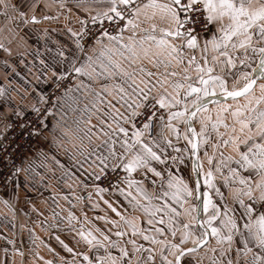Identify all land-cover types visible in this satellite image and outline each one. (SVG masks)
<instances>
[{"label":"snow or ice","instance_id":"1","mask_svg":"<svg viewBox=\"0 0 264 264\" xmlns=\"http://www.w3.org/2000/svg\"><path fill=\"white\" fill-rule=\"evenodd\" d=\"M91 3L96 6L95 13H89L88 5L78 4L77 10L82 9L80 29H68L76 50L84 53L83 61L79 62L72 53L66 54L62 46L56 49L50 62L40 59L42 74L50 72L57 88L60 81L80 76L90 80L96 76H119L123 83H115L111 89L105 85L103 90L115 92L114 99L126 109V114L112 101L102 100L100 103H106L111 111L103 112L105 119L100 120V125H93L90 118L78 119L74 126L58 121L53 132L58 131L59 137L54 139L60 146L71 145L81 168L91 161L89 167L99 169L91 174L94 184L106 177L109 169L114 173L122 170L123 177L117 176L108 189L97 190L122 196L127 202L123 204L126 210H138L146 219L125 216L118 206L105 200L120 218L110 221L118 229L114 233L117 239L103 233L100 239L91 230L82 229L78 235L84 242L83 249L74 252L64 245L69 253H74L71 264H78L76 256L81 257L79 264H200L195 254L202 247L207 248L212 238L218 245L227 243L228 247L220 248L219 257H209L210 264H222L221 258L231 252L233 244L242 245L235 249L236 264H240L241 255L243 264H264V0H91ZM0 7L6 18L25 24L40 22L34 14L38 7L36 0L15 3L0 0ZM27 9L33 10L31 16ZM141 15L151 21L159 18L160 24L153 22L150 28L142 29ZM138 29L142 35H138ZM126 31L131 34L125 39ZM93 42L102 46L101 56L107 54L106 62L99 61L100 73L97 61L87 55L85 48L86 43L91 46ZM46 50L51 53L47 47ZM113 55L120 56L128 67H123ZM35 56L39 58L38 51ZM144 60L165 71L148 70L142 63ZM185 61L183 77L172 80L178 73L168 72L169 67ZM229 76L242 82V86L234 83L229 89ZM258 81L260 95L254 92ZM70 90L66 89L65 94ZM7 91L0 87V95ZM218 93L236 103L222 104ZM241 97L244 103L239 102ZM209 105H216L215 119L209 115L213 110ZM85 110L91 111L87 106ZM33 111L40 109L33 105ZM46 111L52 113L51 109ZM228 114L231 123L227 122ZM197 119L199 131L194 126ZM181 124L185 128L183 133ZM93 128H99L104 137L100 143L93 141L94 136L99 139ZM211 133L219 138L212 145L214 150L231 149L228 155L220 152L219 159L215 155L208 157L216 172L223 175V170H227L223 180L224 186L231 189V205L214 184L212 167L205 172L200 159L201 146L208 144ZM171 137L176 142L182 138L186 146L178 147ZM117 145L121 152H117ZM184 153L192 159L187 180L175 175L178 169L168 164L170 160L174 165H183ZM139 170H143L144 179L149 174L160 178L159 194L149 192L144 180L134 178L133 174ZM150 183L154 186L156 180ZM204 188L214 190L219 200L214 201L211 191ZM74 218L70 213L69 219ZM129 229L131 237H141L153 247L138 244L135 238L122 244L120 238L128 235ZM127 244L132 245L131 250ZM211 251L215 253L216 249ZM224 264H233V260L228 258Z\"/></svg>","mask_w":264,"mask_h":264},{"label":"crops","instance_id":"2","mask_svg":"<svg viewBox=\"0 0 264 264\" xmlns=\"http://www.w3.org/2000/svg\"><path fill=\"white\" fill-rule=\"evenodd\" d=\"M6 2L15 3L16 0H6ZM36 3L38 7L34 10V14L40 20L38 24H25L19 19L6 18L3 15V8L0 7V45L3 49L0 61V87L8 90L5 95H1L0 99V136L4 135L11 117L31 114L33 105L36 108L40 106L44 101L45 92L54 85L50 72L42 74L44 70L40 65V59L45 60L46 63L50 62L51 57L56 55V49L62 46L66 54L72 53L79 58V62H82L84 58V53L76 50L74 38L68 29L71 28L76 31L80 29L78 21L82 9L77 10L78 4L88 5L89 13H95L96 6L91 3V0H36ZM26 11L29 16L33 14L32 9ZM11 16L12 13L9 11V17ZM45 16L51 17V19H42ZM140 20L142 21V29L150 28L153 22L160 24L159 18L151 21L141 15ZM137 32L138 35L143 34L139 29ZM130 34V31H126L124 33L125 39ZM46 47L51 50V53L46 50ZM101 49L102 46L95 43L86 48L87 55L97 61V73L102 71L99 68V61L106 62L107 60V54L101 56ZM37 51L39 58L35 56ZM197 58L199 59V53H197ZM113 59L119 60L123 67H128L127 62L120 56L113 55ZM142 63L152 72L165 71L163 67L156 68L147 60L142 61ZM186 66L187 62L185 61L184 64L169 67L168 72L176 71L178 73L176 77H171V79L180 80L184 75L183 70ZM191 74L195 80L194 69L191 70ZM228 81L229 89L234 83H239V86H242V82L235 81L232 76L228 77ZM115 83H123V80L119 76H96L91 80L80 76L74 78L66 88L71 89L67 95L65 89L56 98L52 113L48 114L44 120L39 138L25 152L18 168L19 171H16L10 180L4 191V196H0V264H71L74 253H69L64 245L73 248L74 252L83 249L85 247L84 242L78 235L82 229L91 230L93 235L100 239H103L101 233L109 235L113 240L117 239L114 233L118 229L110 221H119L120 218L108 208L104 203L105 200L118 206L120 212L125 216L134 215L141 220L146 219L143 213L138 210L135 212L130 209L126 210L123 204L127 202L122 196L113 195L112 191L98 192L93 183L94 176L91 174L99 172V169L94 165L89 167L91 161L84 163L83 168H81L77 159L73 157L75 150L71 148V145L65 143L64 146H60L54 139V137H59L58 131L53 132V126L58 121L74 126V121L90 118L93 125H100V120L105 119L103 112L111 111L106 103H100L102 100L112 101L116 108L126 114V109L114 99L115 92L112 91L109 94L103 90V86L107 85L111 89ZM259 83L258 81L254 89L256 95H260ZM78 84L79 88H77ZM239 102L244 103V98L241 97ZM221 103L235 104L236 102L231 100ZM93 105L96 107L93 108ZM85 106L91 111H86ZM209 107L213 109L209 115L215 119L216 112L214 109L216 105H209ZM97 109H102V111H97ZM228 117L227 122L231 123L230 114ZM194 126L199 131L198 119ZM180 129L183 133L184 125L181 124ZM220 131L224 132L225 129L221 127ZM93 132L97 133L99 137V139L96 136L93 137L94 143H100L104 137L99 128H93ZM171 138L178 147L186 146V142L182 138L179 142L175 141V137ZM218 139L215 133H211L208 144L201 146L200 159L203 162L205 172L212 167L214 184L220 188L231 205V189L224 186L223 180V175L227 174V170H223L222 175L221 172L215 171L214 165L210 166L208 163L209 156L215 155L216 159H219L220 152H224L225 155L231 152L229 147L214 150L212 145ZM116 148L117 152L122 151L119 145ZM205 150L207 155H205ZM168 151L176 155L171 148ZM184 156L185 163L183 165H174L170 160L168 164L174 170L178 169L175 171V175L183 176L187 180L192 159L187 153H184ZM158 167L162 168L163 166ZM133 175L135 179L144 180V186L148 188L149 192L159 194V177L149 174L148 178L144 179L143 170H139ZM152 179L156 180L154 186L150 183ZM201 184L203 188V177H201ZM121 186L126 187V185ZM203 190L211 191L214 201L219 200L214 190L206 188ZM255 195L258 196L259 192L257 191ZM160 202L162 203V201ZM175 206L179 209V205ZM70 213L75 217L74 219H69ZM98 217H103V219ZM121 226L123 227V225ZM130 238H135L137 242L143 241L141 237H131V230L129 229L128 235L120 238L121 243L127 242ZM221 247L227 248L228 245L227 243L218 245L216 240L212 238L207 248L199 249L198 253L195 254L196 259L200 261V264H210L209 257L213 255L219 257ZM237 247H242V245L233 244L231 252L221 258L222 264L228 258H231L233 264H236L235 249ZM213 248L216 249L215 253L211 251ZM129 249L131 250V248ZM253 251H259V249L253 248ZM201 257H203L202 260ZM248 259H251V254ZM75 260L79 264L81 257L76 256ZM239 262L243 264V255L239 257Z\"/></svg>","mask_w":264,"mask_h":264},{"label":"built area","instance_id":"3","mask_svg":"<svg viewBox=\"0 0 264 264\" xmlns=\"http://www.w3.org/2000/svg\"><path fill=\"white\" fill-rule=\"evenodd\" d=\"M144 0H138L143 2ZM94 44V42L92 43ZM91 44V45H92ZM89 44H85V48ZM3 49L0 47V61L2 59ZM74 78L60 81V87L55 84L48 89L44 94L43 103L37 108L40 112L33 111L26 116H13L9 119L6 131L3 136H0V196H4V191L7 188L10 180L14 177L16 169L19 168L20 162L25 155V152L36 142L40 136V132L44 125V120L49 114L46 110L51 109L56 98L71 84ZM1 99V95H0ZM40 121H43L41 123ZM123 177V172L108 171L106 177H102L101 181H96V187L108 189L115 182V178ZM5 178H10L5 182ZM259 207V203L257 204Z\"/></svg>","mask_w":264,"mask_h":264},{"label":"rangeland","instance_id":"4","mask_svg":"<svg viewBox=\"0 0 264 264\" xmlns=\"http://www.w3.org/2000/svg\"><path fill=\"white\" fill-rule=\"evenodd\" d=\"M109 171H110V170H109ZM122 172H123V171H122ZM124 175H125V173L123 172V176H124ZM95 187H96V185H95ZM124 243H126V242L123 241L122 244H124ZM137 243H138V244H143L145 247H153L152 245H150L148 242H146V241H144V240H143V241H138ZM128 247H129V248H132V245L129 244ZM144 255H146V253H145Z\"/></svg>","mask_w":264,"mask_h":264},{"label":"water","instance_id":"5","mask_svg":"<svg viewBox=\"0 0 264 264\" xmlns=\"http://www.w3.org/2000/svg\"><path fill=\"white\" fill-rule=\"evenodd\" d=\"M218 99L220 100V102H225V101H231V99H227L225 100L222 96H218ZM203 248V247H202ZM201 248V249H202Z\"/></svg>","mask_w":264,"mask_h":264}]
</instances>
